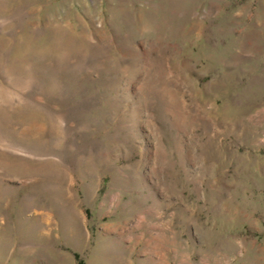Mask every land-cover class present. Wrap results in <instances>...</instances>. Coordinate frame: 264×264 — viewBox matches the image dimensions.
<instances>
[{
    "label": "rangeland",
    "instance_id": "obj_1",
    "mask_svg": "<svg viewBox=\"0 0 264 264\" xmlns=\"http://www.w3.org/2000/svg\"><path fill=\"white\" fill-rule=\"evenodd\" d=\"M0 264H264V0H0Z\"/></svg>",
    "mask_w": 264,
    "mask_h": 264
}]
</instances>
